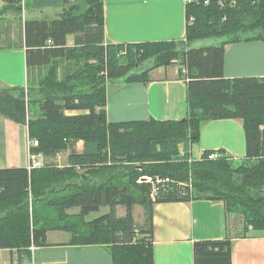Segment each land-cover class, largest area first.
Returning <instances> with one entry per match:
<instances>
[{
    "label": "trees",
    "instance_id": "trees-1",
    "mask_svg": "<svg viewBox=\"0 0 264 264\" xmlns=\"http://www.w3.org/2000/svg\"><path fill=\"white\" fill-rule=\"evenodd\" d=\"M1 1L0 14H21L22 0ZM82 1L62 2L63 9L76 8L77 14L62 9L58 18L23 20L26 65L46 68L38 86H27L42 97L38 114L26 122L23 86L0 88L1 116L26 125L29 141L38 142L29 145L30 155L44 160L40 167L0 168V250L15 251V264H24L32 257L31 246L50 245L48 231L64 230L69 234L66 244L102 245L112 264H154V204L207 199L224 202L227 234L194 241L193 264H231L232 238L249 226L264 231V78L225 77L223 51L228 43L264 39V0H189L183 39L115 44L104 43L103 0H85L81 9ZM210 36L225 39L189 47ZM150 57L155 66L179 64L177 77L187 86L184 118L111 123L101 80L109 78L111 84ZM89 58L99 62L91 65ZM150 80L141 72L125 82ZM218 118L242 120L245 156L236 159L221 152L210 159L213 151L206 150L199 160H191L189 146L201 125ZM172 142L183 145L175 160L184 171L168 162L164 147ZM62 152L67 153L64 166L47 160ZM65 176L73 183L68 192L48 195ZM141 176L152 182H139ZM135 205L142 210L141 223L133 213ZM117 206L124 207L122 216L116 215ZM73 207L78 211L72 216L81 225L51 223L57 216L67 217L66 210ZM102 207L105 212L83 220ZM231 217L241 221L244 233L230 234Z\"/></svg>",
    "mask_w": 264,
    "mask_h": 264
},
{
    "label": "crops",
    "instance_id": "crops-1",
    "mask_svg": "<svg viewBox=\"0 0 264 264\" xmlns=\"http://www.w3.org/2000/svg\"><path fill=\"white\" fill-rule=\"evenodd\" d=\"M187 1L103 0L104 43L183 39ZM62 2L22 0L21 14L8 10L0 16V88L38 86L40 75L44 74L46 68L27 67L22 23L25 18H58L63 9ZM3 6L0 0V9ZM72 41V35H68L67 44L72 45ZM223 52L225 77L264 78V39L228 43ZM109 86L106 116L111 123L149 118L178 120L184 118L187 112V86L177 76L152 77L146 83L115 81ZM70 113L86 111L66 112ZM27 129L25 124L0 114V168L28 167L30 152ZM81 147L82 142H77L76 148L80 150ZM206 150L219 154L223 152L236 159L244 157L246 138L242 120L218 118L203 122L198 139L189 146V157L199 160ZM62 154H65L66 160L67 153L62 152L52 161L55 163ZM223 203L220 200L198 199L184 203L154 204V264H193L194 241H213L225 237L227 221ZM51 231L47 232V243L50 245L31 246L32 257L24 264H112L111 256L104 246L69 245L66 244L69 236ZM230 234L235 235L231 230ZM230 259L231 264H264V232H245L234 236Z\"/></svg>",
    "mask_w": 264,
    "mask_h": 264
},
{
    "label": "rangeland",
    "instance_id": "rangeland-1",
    "mask_svg": "<svg viewBox=\"0 0 264 264\" xmlns=\"http://www.w3.org/2000/svg\"><path fill=\"white\" fill-rule=\"evenodd\" d=\"M85 0H83L82 2H79V7L81 9H83L84 5H85ZM64 11L67 10V12H71V13H75L77 14L78 11L76 8H72V7H64L63 9ZM3 13L0 14V16ZM240 36L242 37V34H240ZM224 37H206L203 38L201 40H196L193 43H191L189 45V47H200V46H207V45H215L218 44L219 42H221L222 40H224ZM187 46V45H186ZM99 61L93 58H89L88 59V63L91 65H95L97 64ZM156 62L155 59H152L151 57L145 60H142L139 62L138 65H136V67H132L130 70H128V72L119 77V79H117L116 81L120 82V81H125L128 77L130 76H134L138 73H144L145 72V77H157V76H178V69H179V64L177 62H169L167 65H158L155 66ZM163 67V68H162ZM169 68V69H168ZM159 69H161L160 72ZM163 69V70H162ZM99 73V72H98ZM102 74V71L100 72ZM103 76L106 77V75L103 73ZM144 77V76H143ZM103 85L102 87L104 88L105 93L107 94L108 89H110L109 83H110V79H103L101 80ZM112 83H115L112 82ZM22 96L25 102V115L24 118L26 120V122L29 120V118L33 117L34 115L38 114V108L36 107V104L38 101H40V99L42 98L40 93L36 91V89H30L29 87H24L22 89ZM29 100V101H28ZM157 149H159L160 147H157ZM183 149V145L178 144L176 145L174 142L169 143L168 145H166L164 147V152L167 153V155L170 158V160H168L169 164H172L174 166L175 169H178L179 171H184L185 166H183L181 163H178L176 157L178 155H180L182 153ZM219 153H216V157ZM36 157L39 158V164L37 165H32V167H40V165L43 164V157L42 155H38L35 154ZM177 155V156H176ZM49 162L52 161L51 159H47ZM66 160H65V154L61 155L60 157H58V159L56 160L55 164L56 166L61 167V165L65 164ZM139 168V167H138ZM67 177H63L61 178V180H58L53 186H51L49 193H47L48 195H62L64 193H67L68 190L71 188L72 184H70L72 181L70 180H65ZM138 181H149L152 182V178L149 176H141L140 179H138ZM154 184V183H153ZM42 205V203L40 204ZM78 208H69L66 210L67 212V217H63V216H57V218L55 219V221H51V223H57L58 225H62V226H67V227H77L79 225H81V221L79 219H74V217L72 216V214H74V212H77ZM106 211V208H101L99 212H92L90 214H88L87 216H85L83 218V220H91L92 218L98 216L99 214L103 213ZM116 215L117 216H122L125 213V209L122 206H117L115 209ZM141 208L138 205H135L133 208V213L136 217V220L141 223L142 222V218H140L141 215ZM238 218V217H236ZM230 230L233 234L237 235L236 233L242 234L245 232L244 229H242L243 225L241 223L240 220L235 219V218H230ZM83 229L86 231V227L83 226ZM51 232H61V234L65 233V235H67V237L69 236V234H67L68 232L64 231V230H52ZM247 232L250 233H263V230H254L251 226H249L247 228ZM30 250L32 251L31 247ZM16 258H17V254L15 251H9V250H5V251H0V263L2 262V264H15L16 263Z\"/></svg>",
    "mask_w": 264,
    "mask_h": 264
},
{
    "label": "built area",
    "instance_id": "built-area-1",
    "mask_svg": "<svg viewBox=\"0 0 264 264\" xmlns=\"http://www.w3.org/2000/svg\"><path fill=\"white\" fill-rule=\"evenodd\" d=\"M32 145V146H36L37 144H38V142L36 141V140H31V141H29V145ZM216 157V153L215 152H211L209 155H208V158H215ZM37 164H39V158L38 157H36V155L35 154H31V155H29V165H28V168L29 167H31L32 165L34 166V165H37ZM157 181H159L158 179H157ZM32 248V247H31Z\"/></svg>",
    "mask_w": 264,
    "mask_h": 264
}]
</instances>
